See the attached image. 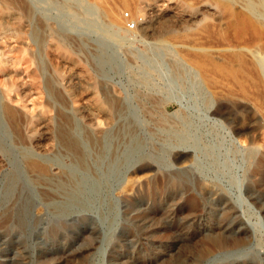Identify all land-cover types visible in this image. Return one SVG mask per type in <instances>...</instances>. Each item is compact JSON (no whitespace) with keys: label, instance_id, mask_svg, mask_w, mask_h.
Returning a JSON list of instances; mask_svg holds the SVG:
<instances>
[{"label":"rangeland","instance_id":"obj_1","mask_svg":"<svg viewBox=\"0 0 264 264\" xmlns=\"http://www.w3.org/2000/svg\"><path fill=\"white\" fill-rule=\"evenodd\" d=\"M144 1L0 0L1 8L23 10L43 82L55 79L49 69L53 42L61 49L59 72L67 71L72 84L80 77L90 95L115 111V141L105 144L102 157L87 153V173L70 170L81 179V194L66 212L54 213L28 160L67 168L66 160L27 152L22 118L10 108L8 114L0 110V264H264V15L247 10L256 0H162L170 6L158 17L157 7ZM175 1L182 3L176 9ZM206 3L213 8H204ZM125 12L135 27L127 26ZM52 87L42 92L41 106L53 116L55 131L83 138L87 121L72 112L78 86L70 96ZM10 88L12 95L20 93ZM218 104L230 115L221 124L214 113ZM182 119L185 144L160 129ZM183 150L189 158L177 163ZM173 173L205 184L222 202H200L196 209L180 202L166 232L131 237L135 213L125 212L128 200L120 193L127 178L137 176L135 193L143 196L147 185ZM155 200L140 202V212L162 206ZM54 222L66 230L48 232ZM213 226H226L222 248L204 243L206 228Z\"/></svg>","mask_w":264,"mask_h":264},{"label":"bare ground","instance_id":"obj_2","mask_svg":"<svg viewBox=\"0 0 264 264\" xmlns=\"http://www.w3.org/2000/svg\"><path fill=\"white\" fill-rule=\"evenodd\" d=\"M5 1H7V0H5ZM13 2H11V3L13 4ZM159 2H163V1L162 0H145L143 5L144 6H150L151 5L153 7L156 6L157 8L156 7H154V8L157 9V12H158L157 15L159 17V16H162L164 9L170 6V5H168L166 7L163 4L161 5ZM207 3L204 5L202 4L204 6V8H207L209 10L212 9L213 5L207 4ZM169 4H170V2H169ZM172 4H173V7L175 6V9H176V7L181 6L182 3L180 1H175V2H172ZM25 6H26V4H25ZM16 8L13 9V8H9V7H4V8L0 7V110L7 113V114H8V111L9 112L12 111V112H14V114H18L19 117L22 118L21 121H23V124H24V131H23L24 133L22 132V135L24 134V136H25L24 138L28 141V146H30L29 149H25L27 152L33 153L32 149H34V152L36 153V155H40L43 157H49L50 159L51 158H58L60 156L66 160L67 168H60L57 166L55 167L51 164L50 165H48V164L47 165H43V164L41 165L40 163H36L37 161H35V162L31 161L32 158H30L28 160L29 167L31 165L33 167V169L38 172V178H37L36 182H37V184L42 185L44 188L43 189L44 194H42L43 198H44L43 200L45 202L48 201V202H50L51 205H53L54 213H55V211L57 213H62L69 205L72 204L73 201L75 202L74 199H76V195H77L78 191L80 192L79 181L81 179H79V181H78L77 178H79V177H76V176H78L77 175L78 173L81 174L82 172H83V174H85L84 172L87 173V171L89 170L88 161H87V153L92 152L95 157H102L104 150H105V144L108 141L109 142L115 141V136H114V133L112 132V129H113L112 127L114 126V123H115L114 122V112L115 111H113L107 103L105 104V103L99 102L95 95H93V94L90 95L89 92H91V91H88L87 90L88 88L87 89L84 88L83 81H81L80 77H78L76 79L77 81L72 84V81H69L67 76H65L67 74V71L64 70L65 67L63 68L64 71H62V73L59 72V68H60L59 64H60V61L62 60V56L59 55L61 49L58 53L57 49L59 47L57 48L56 46H53L52 45L53 42L50 46V51H49L50 58H52V59H50L49 69L52 70V73L55 76V79L50 80V78H49L47 82H43V80H41V76H42V73L44 70L41 66V63L35 62V60L33 59L35 55L33 53H31V51H30L31 48H30V45L28 42V41H30L29 40V35H30L29 32L30 31L28 32V30H27V23L28 22L24 21V19H23V16H24V14H22L23 10L21 11L18 8L17 9ZM22 8L24 9V7H22ZM246 8L251 13H254L257 15H264V0H256L255 2H248ZM205 10L206 9H204V11ZM24 11H26V9ZM30 15H32V13H30ZM32 18H34V17H32ZM36 19H38V18H36ZM29 20H30V18H29ZM30 24H31V22H30ZM46 24H47V22H46ZM41 25H43V24H41ZM41 27H40V29H41ZM41 32H42V30H41ZM50 34H51V32H50ZM38 36H39V34H38ZM53 36H55V35H53ZM57 38H58V36H57ZM45 44H47V42ZM35 47H36V45H35ZM63 53H61V54H63ZM66 55H67V53H66ZM65 63H66V61H65ZM46 65H48V64H45V67H47ZM60 69H62V68H60ZM80 73H82L81 70H80ZM45 74H48V73H45ZM42 77L45 78V76H42ZM86 79H85V82H86ZM89 81H90V79H89ZM90 82H92V81H90ZM8 83L11 84L10 87H13L15 89H19L20 93H17L15 91L16 94L14 92V94L12 95L11 91H13V90H11V88L9 86H7ZM54 83L59 86V89L62 91V94L64 93L66 96H70V93L74 90V88L76 86H78L77 88L80 90L79 94H78L79 98L77 101L75 100L76 102H75L74 107H72L73 108L72 112L76 117L80 115L83 119H85L87 121L86 127H88V131H87L88 134H86L84 137L82 135L83 138L78 137L76 134H72L71 132H70L71 134H69V135L57 133L54 129V121L55 120L53 119V116L50 114L49 110L46 109L47 107L44 108L43 106H41V101H42L41 100V94H42V92L43 91L49 92L53 88L52 86H54ZM91 87H92V85H91ZM76 91H78V90H76ZM78 95H77V97H78ZM104 99H105V97H104ZM50 100H53V99H50ZM67 100L68 99H66V101ZM69 100H68V103H69ZM115 100H116V98H115ZM106 101H107V99H106ZM46 102H48V101H46ZM49 103H50V101L48 102V104ZM9 108L11 111L9 110ZM48 108H49V106H48ZM52 109L53 108H51V110ZM55 109H56V107H55ZM222 111L223 110H221L220 104H218V106L216 107V112H214V113H215V116L217 117L216 121H218L220 124L222 122V120H220V119H223L226 121H228L230 119L229 113L227 111H225V112H222ZM57 116H59V115H57ZM13 120H15V119L13 118ZM81 123H82V121H81ZM18 125H19V123H18ZM67 125H69V124L67 123ZM185 125H186V122L184 121V119H182L180 122V125L177 127H173V126L163 127L162 126L161 128L160 127L159 128L161 130H164L169 135V137H170L169 140H171L173 142L177 141V142H181V143L185 144L186 139H187L186 130L184 129ZM159 126H161V125H159ZM20 128H22V127H20ZM116 128L117 127H115V129ZM67 129H69V128H67ZM84 133H86V132H84ZM236 134L243 135L242 132H238ZM20 140H22V139H20ZM257 142H259V141H257ZM239 143H238V145H239ZM24 147H25V145H24ZM116 148H117V146H116ZM178 149H179V147H178ZM185 149L188 151L187 148H185ZM192 150H190V151H192ZM187 151H184V150L181 151V154L179 155V158L177 159V163L183 164L185 161H187V159L189 158ZM0 153H1V148H0ZM110 154L114 157V156H116L115 155L116 151L113 150V154L112 153H110ZM1 157L3 158L2 153L0 156V169H1V162L3 160ZM261 158L262 159L260 161V167H262L264 165V153H263V156H261ZM53 167L55 168V170H57L58 173L52 174ZM70 170L75 171V173L77 171L78 173H76V176H75V174H72ZM182 175H183L182 173H175V174L173 173V175L171 174V176L168 178L162 177L163 178L162 181H160V180L155 181L154 179H152V180H154V182L149 184V185L146 184L147 185L146 191L145 192L142 191V192H144L143 196H137L138 194L135 193V185H137V183H138V180L136 179L137 176L133 174L132 176H129L127 178L126 184L124 185V187L122 188V191H120V193L122 192V194L124 196H126L127 200H128V204L125 207L126 208L125 212H127L129 214L135 213L133 218L130 217L132 220L131 237L137 238L140 235H144V237H147V239H151L152 237H154V235H157L159 230H164V232H166L165 228H168L167 219H168V217L175 218L174 215L175 216L177 215V207L180 205V202H184V201L186 202L187 201V203L189 204V207L195 208V209H196V207L200 206V202L201 203H208V204H212V205H214V202L218 203V205L222 202L221 196H218L216 200H213L212 197L215 195V193L211 189L205 187L204 186L205 184L203 185L200 182H195V181H194L195 182L194 184H190V181L187 178L183 177ZM9 182H11V181H9ZM139 185H141V184H139ZM136 187H138V186H136ZM142 187H143V185H142ZM140 189H142V188L140 187ZM137 192H139V191H137ZM80 194H81V192L78 195H80ZM164 194H167L166 198L163 197ZM161 197H163V199ZM153 198L156 199L155 202L158 200V198H160V201L163 203L162 206H160L159 208H156V207H154L155 202H153V204H151L152 205L151 207H154V208L152 210H150L153 212H149V211L147 212L146 211L147 209L146 210L143 209L145 211L140 212V210H141V209H139L140 202L146 201V200L152 201ZM70 207L71 206H69V209H70ZM64 212H66V210ZM226 218H228V217H226ZM7 220H8V217L7 216L4 217L3 221L6 222ZM171 224H172V222H171ZM180 224H178V225H180ZM225 224H227V222ZM48 227L49 228L47 230L50 233H55L59 229L66 230V226L64 225V223L62 224L60 222H54L53 224L51 223V225ZM182 227L180 226L179 229L182 230L184 228V227L183 228ZM146 229L148 230V234H143V231ZM226 230H227L226 226H219V227L213 226L212 228H209V229L206 228L204 243L212 245L215 248L224 247L223 246L224 245L223 240L228 235V234H226L227 233ZM171 232H172V229H171V231H169V233L171 234ZM166 234H164V235H166ZM128 235H129V233H128ZM177 236H179V235H177ZM192 241H189V242L191 243ZM202 249H203V247H202ZM207 252H208V250H207ZM202 255L205 256L206 253H204ZM198 258H199V256H198Z\"/></svg>","mask_w":264,"mask_h":264},{"label":"built area","instance_id":"obj_3","mask_svg":"<svg viewBox=\"0 0 264 264\" xmlns=\"http://www.w3.org/2000/svg\"><path fill=\"white\" fill-rule=\"evenodd\" d=\"M123 15L125 16V19L127 20V26L129 28H133V27L136 26V24H137V21L136 20L128 21L130 18L127 17L128 16V13L127 12L123 13Z\"/></svg>","mask_w":264,"mask_h":264}]
</instances>
